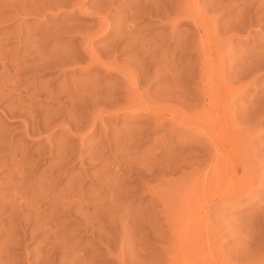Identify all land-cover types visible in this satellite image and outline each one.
Wrapping results in <instances>:
<instances>
[{
	"label": "rangeland",
	"instance_id": "374dc122",
	"mask_svg": "<svg viewBox=\"0 0 264 264\" xmlns=\"http://www.w3.org/2000/svg\"><path fill=\"white\" fill-rule=\"evenodd\" d=\"M133 1L0 0V264H264V0Z\"/></svg>",
	"mask_w": 264,
	"mask_h": 264
},
{
	"label": "bare ground",
	"instance_id": "6f19581e",
	"mask_svg": "<svg viewBox=\"0 0 264 264\" xmlns=\"http://www.w3.org/2000/svg\"><path fill=\"white\" fill-rule=\"evenodd\" d=\"M146 1H147V0H146ZM146 1H145V2H146ZM149 1H150V0H149ZM149 1H148V2H149ZM193 1H194V0H193ZM259 1H260V0H259ZM133 2H134V1H133ZM135 2L137 3L138 0H136ZM135 2H134L133 4H136ZM139 2H140V1H139ZM141 2L143 3V1H141ZM151 2H152V1H151ZM151 2H149L150 5L148 4V6H151V8L149 7V13H150V15H151L152 13H154V12L157 11V10H155V8H153V7H155L156 5L153 3V5H155V6L152 7ZM153 2H154V1H153ZM79 3H80L79 6H76L75 3H74L75 7L71 6L70 4H69V5H70L73 9L77 7V8H78L77 10L81 12V11L83 10V4H81L82 1L79 2ZM142 3H140V4H142ZM146 3H147V2H146ZM165 3H166V2H165ZM194 3H195V2H194ZM251 3H252V2H251ZM261 3H262V2H261ZM130 4H131V3H129V5H130ZM59 5H60V4H59ZM72 5H73V3H72ZM143 5H145V4H143ZM161 5H162V4H161ZM176 5H177V4H176ZM190 5H191V4H190ZM190 5H189V6H190ZM125 6H126V5H125ZM130 6H132V7H133V10H134V5H130ZM136 6H137V4H136ZM146 6H147V5H146ZM148 6H147V7H148ZM168 6H169V5H168ZM62 7H64V6H62ZM97 7H98V6H97ZM156 7H157V6H156ZM173 7H174V6H173ZM176 7H179V5L176 6ZM259 7H260V6H259ZM157 8H158V7H157ZM157 8H156V9H157ZM168 8H169V7H168ZM174 8H175V7H174ZM191 8H192V7H191ZM84 9H85V8H84ZM89 9H90V8H89ZM100 9H101V8H100ZM158 9H159V8H158ZM183 9H184V8H183ZM262 9H264V8H262ZM174 10H175V9H174ZM177 10H181V11H182L181 8H180V9H177ZM187 10H188V9H187ZM246 10H247V9H246ZM88 11H90V10H87V12H88ZM93 11H94V10H93ZM130 11H132V10L130 9ZM181 11H180V12H181ZM183 11H184V10H183ZM185 11H186V10H185ZM95 12H96V11H95ZM165 12H166V11H165ZM170 12H172V11H170ZM97 13H98V12H97ZM97 13H96V14H97ZM136 13H137V11H136ZM163 13H164V12H163ZM133 14H134V13H133ZM139 14H140V13H138V15H139ZM167 14H168V13H167ZM170 14H171V13H170ZM179 14H182V13H179ZM188 14H189V13H188ZM188 14H187V15H188ZM190 14H192V13H190ZM89 15H90V14H89ZM165 15H166V14H164V16H165ZM176 15H177V14H176ZM241 15H242V14H241ZM94 16H95V15H94ZM168 16H169V15H168ZM178 16H180V15H178ZM97 17H98V16H97ZM101 17H102V16H101ZM172 17H173V15L171 16V19H172ZM182 17H185V16H182ZM182 19H184V18H182ZM185 19H186V18H185ZM188 19L190 20V22H191L193 25H195V27L197 26V24H196V22H195L196 19L194 20V18L192 19L191 17H189ZM188 19H187V20H188ZM169 20H170V18H169ZM176 20H177V19H176ZM176 20H174V19L170 20L171 22H170L169 25L171 26L172 29H175L174 23H175ZM178 21H179V20H178ZM180 21H181V20H180ZM196 21H197V20H196ZM205 21H206V20H205ZM167 22H168V21H167ZM198 22H199V20H198ZM201 23H202V22H201ZM102 24H103V23H102ZM102 24H101V22H99V25H100V26H98L99 29H97L98 31L96 30L97 33L95 32V33H96L97 35H99L100 37L107 36L108 33H109V30H107V29H105V31H104V26H103ZM104 24H105V23H104ZM198 24H199V23H198ZM203 24H204V23H203ZM63 26H64V25H63ZM105 26H106V25H105ZM198 26H199V25H198ZM198 26H197V28H198ZM201 26H202V25H201ZM201 26H200V27H201ZM98 27H97V28H98ZM64 28H65V27H64ZM67 28H68V27H67ZM67 28H66V29H67ZM171 28H170V29H171ZM44 29H45V28H44ZM57 30H59V29H57ZM57 30H56V31H57ZM200 30H201V29H200ZM200 30H199V31H200ZM120 31H121V30H120ZM173 31H174V30H173ZM125 32H126V31H125ZM46 33H47V32H46ZM95 33H94V35H96ZM111 33H112V32H111ZM203 33H204V31H203ZM126 34L129 35V32L127 31ZM76 35H77V34H76ZM92 35H93V34H92ZM131 35H132V34H131ZM134 35H135V34H134ZM126 37H127V36H126ZM26 38H27V37H26ZM31 39L34 40L35 38L32 37ZM117 39H118V38H117ZM124 39H125V38H124ZM131 39L134 40L135 38H134V39L131 38ZM160 39H161V38H160ZM171 39H172V38H171ZM185 39H186V38H185ZM36 40H37V39H36ZM129 40H130V39H129ZM175 40H177V39H175ZM183 40H184V39H183ZM116 41H117V40H116ZM122 41H123V40H122ZM137 41H138V40H137ZM156 41H157V40H156ZM181 41H182V40H181ZM181 41H180V42H181ZM204 41H205V40H204ZM131 42H132V41H131ZM141 42H142V41H141ZM157 42H158V41H157ZM162 42H163V41H162ZM182 42L184 43V41H182ZM182 42H181V43H182ZM26 43H27V41H26ZM115 43H116L117 46L119 45V43H117V42H115ZM126 43H127V45H128V42H127V41H126ZM183 43H182V45H183ZM142 44H143V43H142ZM142 44H141V45H142ZM191 44H193V43H190V44H189V48H190V45H191ZM35 45H36V43H35ZM37 45H38V43H37ZM39 45H40V44H39ZM39 45H38V46H39ZM81 45H82V44H81ZM129 45H130V44H129ZM129 45H128V46H129ZM153 45H155V43H154ZM156 45H157V43H156ZM159 45H160V44H159ZM184 45H185V44H184ZM193 45H194V44H193ZM196 45H197V44H196ZM40 46H41V45H40ZM78 46H79V45H78ZM125 46H126V44H125ZM125 46H124V47H125ZM131 46H132V43H131ZM178 46H179V43H178ZM202 46H203V45H202ZM32 47H33V46H32ZM108 47H109V46H108ZM108 47H107V48H108ZM110 47H111V45H110ZM196 47H197V48H195L194 50H197V49H198L197 51H199V49H202V47H201V48H199L198 46H196ZM143 48H144V47H143ZM150 48H151V47H150ZM186 48L188 49L187 46L185 47V49H186ZM27 49L29 50V48H27ZM33 49H34V48H33ZM33 49H32V50H33ZM59 49H60V48H59ZM137 49H138V48H137ZM157 49H160V48H157ZM157 49H156V51H158ZM180 49H184V46H183V48H182V46H181ZM69 50H70V49H69ZM109 50H110V48H109ZM151 50H152V49H151ZM191 50H192V49H191ZM22 51H23V50H22ZM34 51H35V50H34ZM56 51H57V50H56ZM84 51H85V54L87 55V57H88V59H89L88 61L93 65V67H94L95 69H97V70L103 69V70H105V71H110V72H113V73H118V71H117V67L115 68L114 66H112V63H110V62H104L105 59H104V61H103V60L101 61V59H100L97 55L94 54V52H93V50H91V48H87L86 50H85V48H84ZM112 51H113V50H112ZM145 51H146V50H145ZM161 51H162V48H161ZM28 52H30V50H29ZM35 52H37V51H35ZM61 52H62V50H61ZM67 52H68V51H67ZM107 52H108V50H107ZM140 52H141V51H140ZM162 52H163V51H162ZM181 52H183V51H181ZM189 52H190V50H189ZM63 53H65V52H63ZM147 53H148V52H146V53H144V54L147 55ZM149 53H150V54H153V51H152V53H151V52H149ZM149 53H148V56L150 55ZM156 53H157V52H156ZM158 53H159V52H158ZM158 53H157V54H158ZM160 53H161V52H160ZM194 53H195V52H194ZM199 53H200V52H199ZM36 54H38V52H37ZM67 54L69 55V53H67ZM157 54H156V55H157ZM204 54H205V53H204ZM31 55H32V54H31ZM33 55H34V54H33ZM63 55H64V54H63ZM109 55H110V54H109ZM109 55H108V56H109ZM111 55H112V53H111ZM146 55H145V56H146ZM153 55H154V54H153ZM210 55H211V54H210ZM60 56H62V55L60 54ZM75 56H76V55H75ZM106 56H107V55H106ZM135 56H136V55H135ZM143 56H144V55H143ZM148 56H147V57H148ZM158 56H159V55H158ZM161 56H162V55L160 54V57H161ZM164 56H165V55H164ZM164 56H163V57H164ZM197 56H198V55H197ZM199 56H200V54H199ZM202 56H203V50H202ZM31 57H33V56H31ZM63 57H64V56H62V58H63ZM73 57H74V56H73ZM147 57H146V59H147ZM203 57L206 58L205 55H204ZM26 58H27V57H26ZM140 58H143V57H140ZM165 58H166V57H165ZM44 59H45V58H44ZM52 59H53V58H52ZM64 59H65V58H64ZM67 59H68V58H67ZM69 59L73 60L72 56H71V58H69ZM110 59H111V58H110ZM134 59H135V58H134ZM161 59H162V57H161ZM169 59H170V58H169ZM34 60H35V59H34ZM140 60H142V59H140ZM147 60H148V59H147ZM163 60H164V59H163ZM163 60H161V61H163ZM37 61H38V60H37ZM37 61H36V63H38ZM67 61H68V60H67ZM34 62H35V61H34ZM59 62H61V61H59ZM59 62H58V63H59ZM62 62H63V61H62ZM70 62H72V61H70ZM70 62H68V63H70ZM134 62H135V61H134ZM159 62H160V61H159ZM55 63H56V62H55ZM73 63H74V62H73ZM39 64H40V63H39ZM39 64H37V65H39ZM71 64H72V63H71ZM71 64H70V65H71ZM24 65H25V63H24ZM26 65H27V64H26ZM28 65L30 66V63H28ZM61 65H62V64H61ZM63 65H64V64H63ZM67 65H68V64H67ZM73 65H74V64H73ZM75 65H76V64H75ZM162 65L164 66V63H163ZM170 65H171V64H170ZM172 65H173V63H172ZM22 66H23V65H22ZM32 66H34V65H32ZM43 66H44V65H43ZM168 66H169V65H168ZM168 66L166 65V67H168ZM203 66H204V65H203ZM25 67H26V69H27L28 66H25ZM34 67H35V66H34ZM34 67H33V68H34ZM39 67H40V66H39ZM44 67H45V66H44ZM62 67H63V66H62ZM69 67H70V66H69ZM169 67H170V66H169ZM29 68H30V67H29ZM35 68H36V67H35ZM60 68H61V67H60ZM65 68H66V67H65ZM23 69H25V68H23ZM61 69H62V68H61ZM166 69H167V68H166ZM168 69H169V68H168ZM168 69H167V70H168ZM178 69H180V68H178ZM118 70H120V69L118 68ZM171 71L173 72V70H171ZM171 71H170V72H171ZM166 72H167V71H166ZM155 73H156V72H155ZM168 73H169V70H168ZM129 77H131V76H129ZM167 77H168V76H167ZM169 77H170V76H169ZM173 77H174V76H173ZM124 78H125V77H124ZM177 78H178V77H177ZM177 78H176V79H177ZM174 79H175V78H174ZM122 80H123V79H122ZM125 80L129 82V79H128V78L124 79V81H125ZM130 80H132V78H131ZM126 81H125V82H126ZM169 81H170V80H169ZM126 83H127V82H126ZM130 83L132 84L133 82L130 81ZM178 83H179V82H178ZM173 84H174V83H173ZM126 86H129L128 83L126 84ZM126 86H125V87H126ZM130 86H131V85H130ZM174 86H175V85H174ZM126 88H127V87H126ZM79 89H80V88H79ZM82 89H83V88H82ZM68 90H69V89H68ZM71 90H72V89H71ZM94 90H95V89H94ZM96 90H97V89H96ZM91 91H92V90H91ZM1 93H2V92H1ZM80 93H81V92H80ZM65 94H66V93H65ZM106 94H107V93H106ZM75 95H76V94H75ZM97 95H98V94H97ZM97 95H96V96H97ZM107 95H110V94H107ZM59 96H60V95H59ZM65 96H66V95H65ZM79 96H80V94H79ZM86 96H87V95H86ZM90 96H91V95H90ZM92 96L94 97V95H92ZM96 96H95V98H98V97H96ZM69 97H70V95H69ZM74 97H75V96H74ZM82 97H83V96H82ZM88 97H89V96H88ZM112 97H113V96H112ZM67 98H68V97H67ZM70 98H71V97H70ZM78 98H79V97H78ZM105 100H106V99H104V101H105ZM70 101H71V100H70ZM74 101H75V100H74ZM97 101H98V100H97ZM106 101H107V100H106ZM75 102H76V101H75ZM79 102H80V101H79ZM91 102H92V101H91ZM109 102H110V100H109ZM104 103H105V102H104ZM106 103H107V102H106ZM74 104H75V103H74ZM81 104H82V103H81ZM91 104H93V103H91ZM99 104H101V102H100ZM107 104H109V103H107ZM94 105H95V104H94ZM103 105H104V104H103ZM109 105H110V104H109ZM90 108H91V107H90ZM93 108H94V107H93ZM110 109H111V107H110ZM222 111H223V110H222ZM222 111H221V114H222ZM215 112H216V111H215ZM223 112H224V111H223ZM101 113H102V112H101ZM216 114H217V113H216ZM221 114H220V115H221ZM220 115H219V116H220ZM223 115H224V114H223ZM223 115H222V116H223ZM219 116H217V118H218ZM222 116H220V118H222ZM224 116H225V115H224ZM224 116H223V117H224ZM226 117H227V115H226ZM224 118H225V117H224ZM217 120H219V119H217ZM219 121H220V120H219ZM215 122L217 123V121H215ZM215 122H214V125H215ZM218 124H220V122H219ZM222 124H223V123H222ZM228 124H230V123H228ZM224 125H225V123H224ZM219 126H220V125H219ZM219 126H218L217 128H219ZM225 132H226V131H225ZM227 132L229 133V131H227ZM227 132H226V133H227ZM219 135H220V134H219ZM224 135H225V133H224ZM227 136L229 137V135H227ZM227 136H226V138H227ZM222 137H224V136L222 135ZM229 138H230V137H229ZM227 139H228V138H227ZM132 140H133V139H132ZM223 140H225V139L223 138ZM223 140H222V141H223ZM222 141H220L219 144H216L217 146L215 145V147L218 148L217 151H220V153H219V157L217 158V159H218V160H217V162H218L217 164L219 165V167L216 165V167H217L216 169H217V171H219V172L222 171V168H225V164H224V163H226V162H225L226 160L224 161V159H229V161H230V153L228 152L227 149H226L227 151L224 150V149H225V148H224L225 145L222 143ZM226 141H227V140H226ZM231 141H232V140H231ZM228 142H229V139H228V141H227V144H228ZM234 143H235V142H234ZM234 143H233V144H234ZM226 146H229V144L226 145ZM232 147H233V146H232ZM219 149H220V150H219ZM64 151H66V150H64ZM63 153H64V152H63ZM63 153H62V154H63ZM59 154H60V153H59ZM65 154H66V153H64V155H65ZM60 155H61V154H60ZM69 156H70V155H69ZM69 156H68V157H69ZM233 156H234V155H233ZM61 157H62V156H61ZM63 157H64V156H63ZM65 157H67V156L65 155ZM65 157H64V158H65ZM92 157H93V156H92ZM93 159H94V158H93ZM64 160H65V159H64ZM61 161H62V160H61ZM71 161H72V160H71ZM63 165H64V164H63ZM222 165H224V166H222ZM127 166H128V165H127ZM225 169H226V168H225ZM223 170H224V169H223ZM135 171H136V170H135ZM136 172H137V171H136ZM223 172H225V171H223ZM228 172H229V171H228ZM0 174H1V173H0ZM126 174H129V173H126ZM138 175H139V174H138ZM130 178H131V177H130ZM45 181H46V180H45ZM8 185H9V184H8ZM120 185H121V184H120ZM120 188H121V187H120ZM117 190H118V189H117ZM145 190H146V189H145ZM11 193H12V192H11ZM11 193H10V195H11ZM15 193H16V192H15ZM7 196H8V195H7ZM2 198H3V197H2ZM4 199H5V198H4ZM6 199H8V197H7ZM12 199H13V198H12ZM8 200H9V199H8ZM62 201H63V200H62ZM75 201H76V200H75ZM71 202H72V201H71ZM10 203H12V202L10 201ZM6 204H7V203H6ZM9 205H12V204H9V202H8V206H9ZM28 205H29V204H28ZM28 205H26V206H28ZM53 205H54V204H53ZM62 205H63V204H62ZM62 205H61V206H62ZM66 205H67V204H66ZM5 206L7 207V205H5ZM77 206H78V205H77ZM85 206H86V205H85ZM59 207H60V206H59ZM62 207H63V206H62ZM13 208H14V207H13ZM13 208H12V209H13ZM16 208H17V207H16ZM25 208H26V207H25ZM60 208H61V207H60ZM12 209H10V210H12ZM18 209H19V208H18ZM76 212H77V210H76ZM89 212H90V211H88L87 213H89ZM91 212H92V211H91ZM91 212H90V213H91ZM73 213H75V212H73ZM85 213H86V212H85ZM31 214H32V213H31ZM81 214H82V213H81ZM106 215H107V214H106ZM13 216H15V215H13ZM9 217H10V216H9ZM6 218H7V217H6ZM11 218H12V216H11ZM79 218H80V217H79ZM87 218H88V217H87ZM106 218H107V216H106ZM125 218H126V217H125ZM82 219H83V218H82ZM104 219H105V218H104ZM7 220H8V218H7ZM12 220H13V219H12ZM17 220H18V219H17ZM42 220H43V219H42ZM91 220H92V219H91ZM22 221H23V220H22ZM84 221H85V220H84ZM3 222H4V221H3ZM27 222H28V221H27ZM9 223H10V222H9ZM16 223H17V222H16ZM34 223H35V222H34ZM38 223H41V222H38ZM11 224H12V223H11ZM11 224H9V225H11ZM43 224H44V223H43ZM43 224H42V225H43ZM17 225H18V224H17ZM29 225H30V224H29ZM32 225H33V224H32ZM35 225H36V224H35ZM84 225H85V224H84ZM103 225H104V224H103ZM36 226H37V225H36ZM36 226H35V227H36ZM47 226H48V225H47ZM11 227H14V226H11ZM11 227H10V229H11ZM24 227H25V226H24ZM35 227H34V228H35ZM37 227H38V226H37ZM2 228H3V227H2ZM5 228H6V227H5ZM5 228H3V229H5ZM29 228H30V227H29ZM7 229L9 230V227H8ZM7 229H6V230H7ZM15 229H16V228H15ZM88 229H89V228H88ZM6 230H5V232H6ZM12 230H13V229H12ZM32 230H33V229H32ZM35 230H36V228H35ZM33 231H34V230H33ZM5 232H4V234H5ZM8 233H9V232H8ZM8 233H7V234H8ZM5 236H6V234H5ZM8 236H9V235H8ZM9 237H11V236H9ZM11 239H12V238H11ZM8 241H9V240H8ZM9 243H10V242H9ZM109 243H110V242H109ZM4 244H5V243H4ZM61 244H62V242H61ZM64 244H65V242H64ZM65 245H66V244H65ZM42 246H43V245H42ZM66 246H67V245H66ZM50 247H51V246H50ZM50 247H49V248H50ZM62 247H64V245H62ZM49 248H48V251L50 250ZM46 252H47V251H46ZM46 252H45V254H46ZM105 252H106V251H105ZM52 253H53V252H52ZM39 254H40V253H39ZM44 256H45V255H44ZM41 257H42V256H41ZM45 257H46V256H45ZM49 258H50V257H49ZM49 258H48V259H49ZM44 259H45V258H44ZM50 260H51V258H50ZM46 261H47V260H46ZM40 262H41V261H40ZM49 263H50V262H49ZM49 263H48V264H49ZM44 264H45V263H44ZM46 264H47V262H46Z\"/></svg>",
	"mask_w": 264,
	"mask_h": 264
}]
</instances>
